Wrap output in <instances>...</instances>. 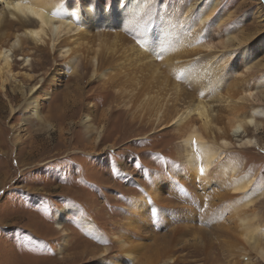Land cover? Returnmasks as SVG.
<instances>
[{
    "label": "rangeland",
    "instance_id": "1",
    "mask_svg": "<svg viewBox=\"0 0 264 264\" xmlns=\"http://www.w3.org/2000/svg\"><path fill=\"white\" fill-rule=\"evenodd\" d=\"M74 4L64 0L63 8L72 11ZM185 4L198 17L193 28L177 34L188 50L169 68L173 75L146 80L134 73L130 64L141 40L158 39L152 28L171 25V13ZM210 5L213 13L202 21V10ZM138 19L135 32H128L124 21L117 27L88 24L84 39L82 29L68 33L65 28L48 47L39 45L27 57L9 55L11 70L0 74V264H128L120 237L135 253L138 262L131 264H264V89L257 88L264 75V0H150ZM65 39L75 47L73 58L59 47ZM112 42L123 49L102 51ZM246 43L250 51L242 61ZM95 51L99 62L84 59L95 57ZM207 62L218 68L200 71ZM184 63L186 68L180 67ZM162 70L167 71L164 63ZM146 92L165 95L159 96L167 113L190 111L187 120L199 128L202 122L191 110L202 102L214 140L226 128L224 94L252 117L242 135L230 134L226 146L209 144L216 156L205 185L200 175H190L181 142L185 131L171 121L157 128L151 113L132 111L139 104L156 110V103L143 101ZM30 99L37 118L24 110ZM229 165L234 173L221 170ZM230 176L251 179L253 203L238 211L229 206L241 202L240 194L227 191ZM158 184L164 200L139 217L133 200L151 197ZM253 211L260 231L257 249L238 233L237 217ZM81 218L93 224L100 240L84 234ZM134 220L139 223L129 228ZM223 224L230 228L225 238ZM193 228L210 235L197 236Z\"/></svg>",
    "mask_w": 264,
    "mask_h": 264
},
{
    "label": "bare ground",
    "instance_id": "2",
    "mask_svg": "<svg viewBox=\"0 0 264 264\" xmlns=\"http://www.w3.org/2000/svg\"><path fill=\"white\" fill-rule=\"evenodd\" d=\"M63 2L64 0H3V2H0V74H4L5 72L11 70V64L8 60L9 55L14 54L27 57L30 54V51H33L36 47H39V45L45 44L48 47L51 40H54V43L55 41L58 42L60 37L57 36V34L65 31V28H68L66 29V32L68 33L76 32L79 29H82L83 32L81 34L84 39L87 35L86 32L88 26L86 25L88 24H91L93 28L100 27L102 25H108L111 27L115 25V27H117L119 22L124 21L123 26L128 30V32H135L137 28L140 27L137 25V23L140 21L138 19L139 11L142 7L146 8V4H148L150 0H75L72 11H70L71 8L69 10H65L63 8ZM17 4L19 5V8L16 7ZM164 7L165 6H162V9H164ZM194 10L195 9L192 8L188 9L187 5L185 4L179 11H173L171 13V25L163 26L162 23H160V27H162L160 28L161 30L158 28H152L155 37L158 39H153L151 37V40L148 42L146 40H141L143 44L139 47V51L135 54L136 59H132V63L130 64V66L134 67V73H140L141 77L146 80H159L168 78V76H165L164 74L173 75L172 69L169 68L172 67V65L180 64V59L183 58L181 54L188 50L186 41L182 40V38H179L177 34L185 32L188 28H193L195 17H198V14H195ZM212 13V5H210L209 7L203 8L201 13L202 16L200 18L202 21H205L209 16H211ZM193 14H195L194 18ZM165 17L167 16L165 15L164 18ZM55 23H58L59 28L63 29L57 30ZM75 25L77 26L76 28H74ZM101 30H98L97 32L99 36L101 35ZM137 34L139 35V33ZM67 40L68 39H65L63 42H61L59 47L60 49H64L65 54H69V58H73L76 54V50L73 44H69ZM188 43L192 46L194 45L193 42ZM197 44L198 42L195 43V45ZM246 45L249 44L246 43ZM97 47L101 48L102 45L98 44ZM247 47L248 48L244 50V53L239 54V58L242 61L246 60L248 57L250 45ZM121 48L123 49V46L119 48V46L112 42L108 45L107 49L103 47L102 51L107 50L118 53V49L121 50ZM128 50H133V48L130 47ZM144 53H147L148 56H146ZM94 54L95 57H87L84 59L89 60L91 58L90 60H92L96 58L99 62L98 58L96 57L97 51H95ZM145 59H149V61L143 62ZM161 63H164V67L167 71H160ZM187 64L188 63H184L180 65V67H185ZM69 68L70 66L67 67V69ZM205 68L206 73H209L213 69L218 68V66L213 68V66L207 62L202 68H200V71H203ZM119 73H121L120 70ZM96 74L97 76H102L101 74H98L97 69ZM139 78L140 77H135V80L140 82ZM133 80L134 79H132V81ZM258 83L259 84L257 88L264 89V75ZM1 84H3V82ZM138 84L139 83L135 84L134 86L137 87ZM174 84L175 83L173 82L171 86ZM212 84L215 85V81ZM231 86L234 87V84H231ZM257 88H255V92L258 90ZM173 90L174 95L178 96L177 85L173 86ZM128 92L133 91L130 90ZM145 95L147 96V99H143L145 104L148 106L150 102H154L152 104L156 103V110L152 111L149 109H144L145 107H141V104H139L138 107L132 111H136L140 115L145 111L147 113H151L149 116V118L152 119L150 123L152 125L157 123V128H167L169 126V122L171 121L170 125L180 126L179 129L185 131V135H181V142L186 146L185 157L187 159V165L190 168V175L197 178L201 176L200 179L203 185H205V183L211 179V177L205 178V176L207 174V176H211L210 174L212 173L211 171H213V163L216 156L215 149L209 144L215 145L218 143V141H220L223 146H226L230 142V134L242 135L241 130L252 121V117L249 114H246L244 107L242 105L237 106L235 104L236 101L226 93L223 96V101L227 102V108L229 112V114L226 115V128L224 131H222V134L217 135L216 139L214 140L212 139L210 133L211 128L208 119L209 112L202 102H197L191 110L196 113V117L202 122L201 128H199L195 123V120H187L190 111L187 113H183L177 109L171 111L170 113L163 111L162 107L164 106V102H162V100L165 98V95L157 94L155 92H146ZM159 95L161 96L162 100L160 99ZM248 95L250 94L248 93ZM243 99L246 98L242 97L237 101ZM136 103H134L132 107H134ZM231 104H233V106ZM32 105L33 101L30 99L28 102H25L24 110H31L32 115L37 118V111ZM139 107H141V109H139ZM160 114H162V116H160ZM163 117H165L167 120L163 119ZM20 127L21 126H19V128ZM217 131H219V129H217ZM207 132H209V134H207ZM242 138L244 139V136ZM249 144H251L250 140H243L242 142L243 146H250ZM224 169L228 171L229 174L235 172V167L233 165H229L228 167L221 166V170L224 171ZM250 184L251 179L246 176L229 177V183L226 186L228 187L227 191H232L233 194L235 193L241 195V202H236L234 204L230 203L229 205L230 207H233L235 211H238L240 209L239 207H247L253 203L252 194L249 192ZM160 189L161 185L158 184L157 187H155L152 191H149L151 192V197L145 198L143 196V198L142 196H139L133 200L132 209L139 213V217H141L140 215H143L145 212H148L150 207L157 203V200H164V197L161 194L162 190ZM256 217L255 211H253L247 217H237V221H240L241 223L238 225L239 236L242 237L243 242H245V244H247L252 249H257L260 242L258 241V234L260 231ZM140 219L141 218H139V220ZM57 220L56 227L59 229L58 227L61 226L60 216H58ZM139 220H134L133 224L129 225V228H132L134 224L136 226L139 223ZM78 224L85 235L89 236L90 238L92 237L94 240H100L98 232L95 230L93 224L90 221L81 218L78 220ZM228 227L229 226L227 224H223L221 228L223 232L222 236L224 238L227 237V234L230 232V228ZM190 229H192V227ZM226 229H228V233L226 232ZM195 230L196 232H194ZM191 232L197 236H205V238L206 236L209 237L210 235L206 231L198 228H193ZM177 236L178 235H176V237ZM172 238L175 243L179 241L175 237ZM128 241L129 240L127 238H119V242L123 249L121 255L126 258L128 264H131L136 261V256L129 247L130 244ZM196 243H198V238L194 239L193 244L195 246ZM218 244L222 243L220 242ZM229 246L231 247V245H226V247ZM226 264H235V262L231 261L227 262Z\"/></svg>",
    "mask_w": 264,
    "mask_h": 264
},
{
    "label": "snow or ice",
    "instance_id": "3",
    "mask_svg": "<svg viewBox=\"0 0 264 264\" xmlns=\"http://www.w3.org/2000/svg\"><path fill=\"white\" fill-rule=\"evenodd\" d=\"M0 2H3V0H0ZM16 7L19 8V5L17 4ZM201 171H202V170H201Z\"/></svg>",
    "mask_w": 264,
    "mask_h": 264
}]
</instances>
